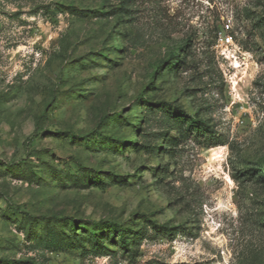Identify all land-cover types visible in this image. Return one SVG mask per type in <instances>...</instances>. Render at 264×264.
<instances>
[{
	"label": "rangeland",
	"instance_id": "obj_1",
	"mask_svg": "<svg viewBox=\"0 0 264 264\" xmlns=\"http://www.w3.org/2000/svg\"><path fill=\"white\" fill-rule=\"evenodd\" d=\"M0 264H264V0H0Z\"/></svg>",
	"mask_w": 264,
	"mask_h": 264
}]
</instances>
